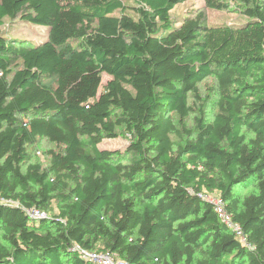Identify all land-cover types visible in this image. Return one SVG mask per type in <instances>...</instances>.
<instances>
[{
  "label": "trees",
  "instance_id": "obj_1",
  "mask_svg": "<svg viewBox=\"0 0 264 264\" xmlns=\"http://www.w3.org/2000/svg\"><path fill=\"white\" fill-rule=\"evenodd\" d=\"M132 1L0 0V264H264V0H204L246 17L215 25ZM209 77L218 110L186 129Z\"/></svg>",
  "mask_w": 264,
  "mask_h": 264
},
{
  "label": "rangeland",
  "instance_id": "obj_2",
  "mask_svg": "<svg viewBox=\"0 0 264 264\" xmlns=\"http://www.w3.org/2000/svg\"><path fill=\"white\" fill-rule=\"evenodd\" d=\"M125 4H133L132 0H122ZM230 3H234L235 5L239 4L238 0H229ZM203 13L206 17L208 25L215 24H240L246 21V17L241 13L235 10H228L224 12H218L210 10L206 7L204 0H188L180 5H177L175 9L171 13L172 19H175L181 15L185 14H198ZM3 32L8 34L9 36L15 38H26L31 41H42L44 40V32L46 31L42 27H21L18 21L6 20L5 25L2 28ZM105 81L107 77L105 76ZM45 83L47 85H54L55 80H46ZM217 100H218V91L216 87V79L214 77H209L203 83L199 85V99H197V105L194 102L195 111L187 118L184 122L186 129L191 130L194 127L195 119L204 117L207 121L213 119V116L217 112ZM193 102V98L190 100ZM175 120L178 122L179 117L174 116ZM128 137L125 135H121L113 140H105L102 144L103 149H120L126 147L128 144ZM173 141L177 146L182 144L180 139L176 136H172ZM50 149H55V146L50 144L47 140H40L37 145L30 149L29 153L33 162H39L43 166L48 164V159L45 155L46 151ZM217 194H214L213 197H217ZM53 209L55 205L52 206ZM57 209H54L56 213ZM46 215V213H45ZM51 214H48L50 216Z\"/></svg>",
  "mask_w": 264,
  "mask_h": 264
},
{
  "label": "built area",
  "instance_id": "obj_3",
  "mask_svg": "<svg viewBox=\"0 0 264 264\" xmlns=\"http://www.w3.org/2000/svg\"><path fill=\"white\" fill-rule=\"evenodd\" d=\"M214 195L208 194V193H204L203 197L208 200L211 201L212 203L215 204L216 206V211L218 213V215L220 216L221 219H223L224 221H226L227 223H230V218L227 217V215L225 214V209H224V204L222 203V201L216 197H213ZM32 217L34 219H41L43 217H45V213L41 212L39 210H34L32 211ZM232 226V224H230ZM235 230L241 234L239 227L234 226ZM84 256L87 258H91L94 261H97L101 264H129L127 261L119 259L117 256L112 255L110 253H86L83 252Z\"/></svg>",
  "mask_w": 264,
  "mask_h": 264
}]
</instances>
